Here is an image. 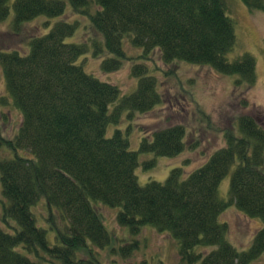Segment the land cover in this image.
<instances>
[{
	"label": "trees",
	"instance_id": "obj_1",
	"mask_svg": "<svg viewBox=\"0 0 264 264\" xmlns=\"http://www.w3.org/2000/svg\"><path fill=\"white\" fill-rule=\"evenodd\" d=\"M9 1L0 0V22L9 14ZM241 1L249 9H264L263 0ZM95 2L98 9L90 22L101 39L93 42V54L109 55L101 63L104 72L121 68L127 39L143 54L157 50L164 64L206 65L221 75L238 76L237 87L254 85L255 61L249 54L232 62L226 58L236 41L223 0ZM71 4L83 9L87 0H71ZM13 9L17 28L38 16H62L65 5L61 0H15ZM75 28L60 22L46 35L30 36L27 53L0 45L6 89L22 115L14 140L0 133V147L23 153L0 161L7 201L2 223L12 220L17 227L7 233L0 226V264H101L98 251L108 248L127 257L136 243L111 248L113 239L103 225L99 205L119 208L117 224L128 228L132 237L143 227L171 236L182 262L251 264L264 253V125L242 115L239 135L226 134L225 146L200 167L188 175L173 168L164 183L151 181L141 187L135 175L138 153L129 150L120 130L109 138L106 130L118 124L124 112L129 117L145 115L161 104L156 78L143 64L134 65L137 88L120 97L116 86L77 64L88 49L64 42ZM18 34H7L4 40ZM4 104L0 99V106ZM185 136L181 124L149 131L140 140L139 153L178 156L185 149ZM145 166L153 167L154 161ZM232 167L228 200L223 201L218 186ZM39 200L44 201L46 220L55 231L54 245L31 213ZM229 205L246 218L261 221L247 251H237L227 241V226L220 216Z\"/></svg>",
	"mask_w": 264,
	"mask_h": 264
},
{
	"label": "rangeland",
	"instance_id": "obj_2",
	"mask_svg": "<svg viewBox=\"0 0 264 264\" xmlns=\"http://www.w3.org/2000/svg\"><path fill=\"white\" fill-rule=\"evenodd\" d=\"M14 1H9V14L0 22V45L4 43L9 49L27 53L30 36L46 35L57 23L64 22L76 27L73 35L67 37L64 42L84 44L89 50L79 58L77 64L82 66L87 74L116 86L120 97L131 94L137 88L138 77L132 75L134 65L143 64L148 75L156 78L157 90L162 97L161 104L145 115L133 113L129 117L128 113L124 112L119 123L109 125L106 130L108 138L115 130H120L129 141V150L138 153L135 175L141 187L151 181L164 183L173 168H182L185 175H188L200 167L208 156L225 146L226 134L239 135L238 119L242 115H249L264 125V9H249L241 0H223L227 16L233 20L236 41L234 48L227 53V60L232 62L244 54H249L255 61L254 85L237 87L238 76L221 75L209 66L183 61L164 64L157 50L143 54L141 49L131 47L127 39L123 41L127 57L122 60L121 68L112 73L104 72L101 63L109 55L107 52L93 54V42H99L101 39L92 29L90 22V16L98 9L95 0H87V6L83 9L77 8L78 10L73 7L71 0H61L65 5L62 16H38L17 28L14 24ZM14 32L19 34L4 40L5 35H13ZM5 82L0 67V99L5 100V104L0 106V133L4 139L14 140L22 115L12 104ZM176 124H181L186 129L185 149L182 153L175 157L139 153L140 140L147 132ZM15 154L23 155L21 151L15 153L7 146L0 147V161L12 159ZM151 161H154V166L146 167L145 164ZM234 168L230 169L218 186V196L223 201L228 200L230 178ZM6 205L0 182V226L5 232L13 233L17 228L14 221L10 220L9 224L2 223L3 208ZM98 210L103 225L113 239L111 246L118 249L120 245L136 243V246L130 248L127 257H121L117 250H99L98 259L101 264H188L180 260L177 241L168 234L160 233L151 227H143L132 237L128 228L117 224L119 208L99 205ZM31 213L36 226L46 230L48 243L54 245L55 231L46 220L47 209L44 201L39 200L31 206ZM220 222L227 226V241L237 251L249 249L255 232L261 226L260 220L246 218L233 205L225 209L220 216ZM251 264H264V253Z\"/></svg>",
	"mask_w": 264,
	"mask_h": 264
}]
</instances>
